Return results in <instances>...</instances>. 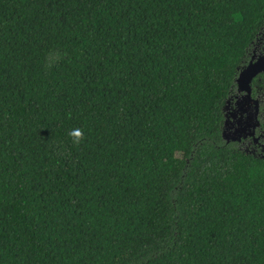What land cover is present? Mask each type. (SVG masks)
<instances>
[{"label": "trees", "instance_id": "1", "mask_svg": "<svg viewBox=\"0 0 264 264\" xmlns=\"http://www.w3.org/2000/svg\"><path fill=\"white\" fill-rule=\"evenodd\" d=\"M263 26L264 0H0V264H264V158L221 137Z\"/></svg>", "mask_w": 264, "mask_h": 264}, {"label": "flooded vegetation", "instance_id": "2", "mask_svg": "<svg viewBox=\"0 0 264 264\" xmlns=\"http://www.w3.org/2000/svg\"><path fill=\"white\" fill-rule=\"evenodd\" d=\"M258 33L237 65L224 100L221 137L232 149L264 158V68L249 80L244 78L242 83L237 82L243 69L264 57V32ZM260 66H264L263 60Z\"/></svg>", "mask_w": 264, "mask_h": 264}, {"label": "water", "instance_id": "3", "mask_svg": "<svg viewBox=\"0 0 264 264\" xmlns=\"http://www.w3.org/2000/svg\"><path fill=\"white\" fill-rule=\"evenodd\" d=\"M264 61V57H261L257 62L249 64L245 69H243L237 78V82L240 84L246 78L249 80L255 73L263 70L264 66H260V63Z\"/></svg>", "mask_w": 264, "mask_h": 264}, {"label": "clouds", "instance_id": "4", "mask_svg": "<svg viewBox=\"0 0 264 264\" xmlns=\"http://www.w3.org/2000/svg\"><path fill=\"white\" fill-rule=\"evenodd\" d=\"M69 135L73 138V143L77 145L84 139L83 130L79 128L70 131Z\"/></svg>", "mask_w": 264, "mask_h": 264}, {"label": "rangeland", "instance_id": "5", "mask_svg": "<svg viewBox=\"0 0 264 264\" xmlns=\"http://www.w3.org/2000/svg\"><path fill=\"white\" fill-rule=\"evenodd\" d=\"M261 31V33H260V35L264 32V27L260 30ZM259 31V32H260ZM259 34V33H258Z\"/></svg>", "mask_w": 264, "mask_h": 264}]
</instances>
